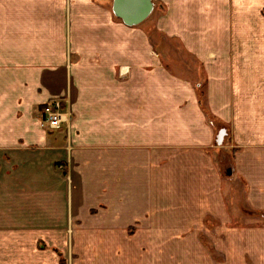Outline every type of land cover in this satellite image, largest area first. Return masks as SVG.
<instances>
[{
	"label": "crops",
	"instance_id": "0c3cea01",
	"mask_svg": "<svg viewBox=\"0 0 264 264\" xmlns=\"http://www.w3.org/2000/svg\"><path fill=\"white\" fill-rule=\"evenodd\" d=\"M152 1L0 0V264H264V0Z\"/></svg>",
	"mask_w": 264,
	"mask_h": 264
},
{
	"label": "water",
	"instance_id": "95a60500",
	"mask_svg": "<svg viewBox=\"0 0 264 264\" xmlns=\"http://www.w3.org/2000/svg\"><path fill=\"white\" fill-rule=\"evenodd\" d=\"M152 0H114V14L123 20L127 26H138L144 23L154 11ZM225 134L221 132L217 137V142L222 145ZM233 171L228 168L227 176H232Z\"/></svg>",
	"mask_w": 264,
	"mask_h": 264
},
{
	"label": "built area",
	"instance_id": "2783aa9c",
	"mask_svg": "<svg viewBox=\"0 0 264 264\" xmlns=\"http://www.w3.org/2000/svg\"><path fill=\"white\" fill-rule=\"evenodd\" d=\"M42 127L48 132L69 128L73 113L67 99H52L39 110Z\"/></svg>",
	"mask_w": 264,
	"mask_h": 264
},
{
	"label": "rangeland",
	"instance_id": "374dc122",
	"mask_svg": "<svg viewBox=\"0 0 264 264\" xmlns=\"http://www.w3.org/2000/svg\"><path fill=\"white\" fill-rule=\"evenodd\" d=\"M154 38H155V40H157L158 41V43H159V47H161V48H163L164 49V51L165 52H163V53H165V57H168L167 55H169V54H171V55H173L171 58H177V57H183V55L184 54H182V50L181 49H178V47L179 46H176V47H174V46H170V45H168V43H167V40L165 39V38H160V37H157V36H154ZM157 38V39H156ZM161 43V44H160ZM161 45V46H160ZM169 46V47H168ZM170 48V49H169ZM180 48V47H179ZM182 70V69H181ZM226 135H228L227 133H226ZM225 142V138H224V140H223V143ZM225 153H219L218 154V156H217V160H218V163L221 165V167H222V170H223V173H224V175L226 174V171H227V169H228V166H229V164L226 162V160H225V162L223 161V158L225 157V155H224ZM246 215H248L247 216V218L245 219V218H242L243 220H242V222L241 223H244V224H255L256 222H257V220H259L257 223H261V224H263L264 223V219L262 218V217H260V216H253L254 218H250L252 215H250L247 211H245L244 212ZM250 216V217H249ZM249 217V218H248ZM256 218H258V219H256ZM248 219V220H247Z\"/></svg>",
	"mask_w": 264,
	"mask_h": 264
},
{
	"label": "trees",
	"instance_id": "16d2710c",
	"mask_svg": "<svg viewBox=\"0 0 264 264\" xmlns=\"http://www.w3.org/2000/svg\"><path fill=\"white\" fill-rule=\"evenodd\" d=\"M199 90H201V89H199ZM204 97H205L204 93L201 92L200 93V102L202 105L204 104V102H203ZM224 128H225L224 125L219 124V132L228 133V131H226ZM223 161L225 162L224 158H223ZM247 212L252 216H260L264 219V213L263 212H249V211H247Z\"/></svg>",
	"mask_w": 264,
	"mask_h": 264
}]
</instances>
